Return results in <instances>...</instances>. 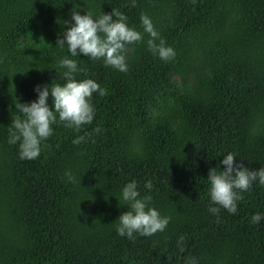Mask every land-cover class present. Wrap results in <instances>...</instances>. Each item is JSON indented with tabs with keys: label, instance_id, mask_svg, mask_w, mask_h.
Masks as SVG:
<instances>
[{
	"label": "trees",
	"instance_id": "16d2710c",
	"mask_svg": "<svg viewBox=\"0 0 264 264\" xmlns=\"http://www.w3.org/2000/svg\"><path fill=\"white\" fill-rule=\"evenodd\" d=\"M73 3L120 12L139 31L149 16L176 55L161 60L142 41L126 72L73 57L76 78L104 88L93 122L53 125L40 155L21 160L7 126L34 85L59 77L52 67L68 53L55 43ZM229 151L250 169L264 164V0H0V264H264V219L249 222L264 213V186L243 192L235 213L208 211L209 168ZM132 179L170 220L129 240L115 220Z\"/></svg>",
	"mask_w": 264,
	"mask_h": 264
},
{
	"label": "clouds",
	"instance_id": "9594fccd",
	"mask_svg": "<svg viewBox=\"0 0 264 264\" xmlns=\"http://www.w3.org/2000/svg\"><path fill=\"white\" fill-rule=\"evenodd\" d=\"M84 8L81 14L78 8ZM71 26L58 34L55 46L67 50V55L59 58L56 69L58 78L51 83L36 84L33 91L36 98L30 102L15 103L16 114L12 116L7 126V142L17 145L21 160L37 158L42 150L43 142L54 131L53 125L62 124L66 128L80 130L83 125L91 124L95 117V107L92 103L93 93L104 94V88L92 78L77 79L76 74L83 71L78 61L73 57L86 55L89 60H101L105 66L126 72L128 70L127 53L129 46L144 42L147 49L161 60L168 61L175 57L174 48L166 44L164 38L155 28L151 18L145 14L140 16L142 31L130 26L126 17L117 11L94 14L84 5L73 3L69 10ZM115 17V19L113 18ZM118 17V18H117ZM65 20L63 24H68ZM147 39L144 40V34ZM58 69H63L60 71ZM51 97V107L49 105ZM101 129L95 127L93 133ZM86 135L73 138V144L84 142ZM236 155L229 151L215 167L209 168L208 211L218 216L223 208L228 213L237 211V202L248 191L253 183L264 186V164L259 168L250 169L237 161ZM220 165L224 167L221 168ZM69 180L75 178L65 173ZM151 179L144 181V188L152 189ZM120 205H126L127 211L121 212L115 221V232L119 236L131 240L136 235L151 236L162 232L167 227L170 217L161 215L159 210L150 204V195H141L138 182L135 179L127 181L120 189L117 198ZM264 219V213L251 214L250 223L258 224ZM184 236L177 238V247L182 248ZM183 264H196L194 257H185Z\"/></svg>",
	"mask_w": 264,
	"mask_h": 264
}]
</instances>
